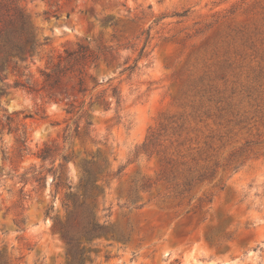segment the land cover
Masks as SVG:
<instances>
[{
	"label": "rangeland",
	"instance_id": "obj_1",
	"mask_svg": "<svg viewBox=\"0 0 264 264\" xmlns=\"http://www.w3.org/2000/svg\"><path fill=\"white\" fill-rule=\"evenodd\" d=\"M18 2L44 42L25 63L33 80L50 56L86 38L115 47L110 65L90 73L100 82L94 94L117 87L122 102L95 103L86 134L62 104L13 75L0 82V117L14 118L11 132L0 125V264L73 261L54 226L66 215L67 186L57 189L52 173L44 187L20 178L42 164L35 154L46 143L70 156L62 179L69 172L76 195L88 166H106L96 220L110 231L81 239L85 264H264V0ZM150 28L149 54L122 72ZM154 131L162 144L146 151ZM213 168L212 179L180 193L190 169Z\"/></svg>",
	"mask_w": 264,
	"mask_h": 264
},
{
	"label": "trees",
	"instance_id": "obj_2",
	"mask_svg": "<svg viewBox=\"0 0 264 264\" xmlns=\"http://www.w3.org/2000/svg\"><path fill=\"white\" fill-rule=\"evenodd\" d=\"M107 22L116 25L113 17H110ZM144 33L147 36L139 57L132 64H128L127 60L122 72L132 74L138 67V61L149 54L146 49L151 39V28L145 30ZM43 45L44 42L35 32L33 23L18 0H0V82H5L8 75H13L16 86L26 88L30 93L44 94L49 102L62 104L67 114L77 115L76 131L79 132L84 121L85 133L89 134L92 121L89 120L88 115L93 114L91 108L95 103L105 109H110L114 102L117 106L122 102L121 92L117 87H114L110 93L103 91L94 94V89L100 82L93 73H90V70L99 67L101 61L110 65V57L116 52L115 47L111 45H97L94 47L88 39H81L73 47L65 48L57 56H50L45 68L41 70V79L33 80L32 76H29L28 67L25 63L39 53ZM26 76L29 79L27 81L23 79ZM88 78L95 83L91 88L87 84ZM1 90L2 93L5 92L3 87ZM6 119L7 122L5 123L3 118L0 117V125H3V129L7 125L11 132L14 118L7 116ZM181 126L182 124L179 125L180 128ZM179 127H173V130L177 132ZM162 135L161 131H154L149 135L142 148L149 151L154 146H161ZM205 143L209 147L211 146L210 142L205 141ZM22 145L19 151L25 149ZM160 151L162 150L160 149ZM3 152L6 154L7 151L3 149ZM35 155L41 160L42 164L40 166L33 165L29 170L23 172L20 178L25 184L33 181L44 187L48 173H52L54 175L52 181L55 182L57 189L63 184L67 186L68 191L63 198L66 215L63 221L55 222L54 226L73 253L71 264H85L84 248H79L81 239L84 238L87 242H90L110 231L106 226V222L101 223L96 220L99 196L103 193L99 179L104 177L102 174L106 166L100 163L97 170L88 166L83 191L81 195H76L73 193L74 189L68 181L69 172L65 173L67 180L64 182L62 179L63 170L69 163L70 156L63 152L59 144L46 143ZM193 159L197 160L195 157ZM46 162L51 164L50 168L45 167ZM214 173V168L197 172L190 169L182 183L180 193L190 191L199 182L212 179ZM54 209L55 205H51L46 214H52ZM227 237H231V235Z\"/></svg>",
	"mask_w": 264,
	"mask_h": 264
}]
</instances>
